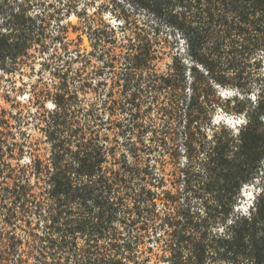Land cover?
Here are the masks:
<instances>
[{"label": "trees", "instance_id": "obj_1", "mask_svg": "<svg viewBox=\"0 0 264 264\" xmlns=\"http://www.w3.org/2000/svg\"><path fill=\"white\" fill-rule=\"evenodd\" d=\"M132 1L155 18L156 38L122 27L118 39L86 10L73 12L79 26L49 34L47 14L0 5L2 74L21 73L30 49L50 45L60 63L53 109L37 127L45 156L35 140L27 164L6 161L11 116L0 110V264H264V0ZM164 54L171 62L158 73ZM216 107L243 116L237 135L224 125L206 133ZM248 184L257 189L241 211Z\"/></svg>", "mask_w": 264, "mask_h": 264}, {"label": "rangeland", "instance_id": "obj_2", "mask_svg": "<svg viewBox=\"0 0 264 264\" xmlns=\"http://www.w3.org/2000/svg\"><path fill=\"white\" fill-rule=\"evenodd\" d=\"M69 1H71L69 3ZM71 4L72 7L70 16H62L67 10V5ZM0 5L4 13H13L23 16L26 19L34 16H41L47 14L50 18V25L48 26L49 34H55L57 28L60 25H71L79 26V19L73 14L74 11L83 13L84 10L87 14L93 18L94 26L102 27V24H106L110 27L116 28L117 37L121 39L122 33L121 28L126 27L124 32L131 33L136 31V28L140 27L149 32L152 38L154 37L150 31L151 27L154 26L155 18L147 12V10L141 8L135 4L132 0H0ZM84 16V15H83ZM4 14H0V23L2 22ZM168 32L166 28H162L159 32L157 39L160 44H163L165 37ZM68 38L77 41V37H81L79 48L81 52H90V47L87 36L78 31L74 33L71 28L68 29ZM170 41V40H169ZM55 46V45H54ZM59 46V45H57ZM163 47L166 45H162ZM54 49L53 45L49 46V51L36 52L30 49V61L26 65L20 66L21 73L14 74H2L1 85H0V110H5L10 114V125L9 131L13 134V139L9 138L8 144L10 145V152L12 155H6V161L15 167L16 164L24 165L27 164L30 158V141L35 143L38 140L39 144L36 148H39L37 154L45 156L48 145L44 142V136L37 127L42 122L40 120L43 115L53 109L52 94L54 92L53 84L59 81L57 76V64L51 60V53ZM168 48L165 51L168 52ZM162 60L155 63V69L158 73L166 71V64L171 62L170 56L167 54L161 55ZM95 65H98L96 61H93ZM109 78V77H108ZM108 78L106 77L107 82ZM110 83H108L109 85ZM231 91L228 88H218L217 96L222 101L225 96H230ZM105 95V94H104ZM80 98L85 100H92L93 94L88 93L86 95H80ZM223 104V102H222ZM232 106V104H231ZM211 125L206 128V133L211 136L212 133L218 126H226L234 135H237L239 130L244 126V118L242 115H235L233 113H226L221 110L220 107H216L211 114ZM15 142L16 146L11 145ZM19 147H22L21 156L18 157ZM4 149L8 153L9 151L4 146ZM181 153L178 160L175 162L179 169H182L186 165L184 160L186 154L183 152L181 146ZM9 154V153H8ZM18 161L17 159H20ZM153 157L151 158V160ZM167 161L165 174L167 180L171 178L168 176L173 170L171 159L169 156H165ZM153 163V160H152ZM167 188L171 189L172 185L166 183ZM196 186L193 190H196ZM257 189V186L248 184L242 188V200L237 203L238 208L241 211H245L252 202V193ZM192 196V202L197 208H200L201 198H194V193L190 192ZM163 264V263H159Z\"/></svg>", "mask_w": 264, "mask_h": 264}]
</instances>
